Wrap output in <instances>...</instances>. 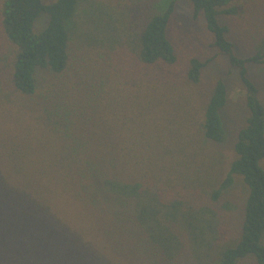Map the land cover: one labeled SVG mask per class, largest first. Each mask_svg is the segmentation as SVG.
Instances as JSON below:
<instances>
[{"label": "trees", "instance_id": "obj_1", "mask_svg": "<svg viewBox=\"0 0 264 264\" xmlns=\"http://www.w3.org/2000/svg\"><path fill=\"white\" fill-rule=\"evenodd\" d=\"M93 1L0 0V264H264V106L247 69L264 44L239 56L220 21L245 0H187L238 71L247 113L229 126L225 81L203 87L194 57L177 72L178 0H129L130 24ZM236 177L234 229L219 210H236Z\"/></svg>", "mask_w": 264, "mask_h": 264}, {"label": "rangeland", "instance_id": "obj_2", "mask_svg": "<svg viewBox=\"0 0 264 264\" xmlns=\"http://www.w3.org/2000/svg\"><path fill=\"white\" fill-rule=\"evenodd\" d=\"M146 1V3L153 4L160 0ZM45 2L47 3L49 0H45ZM91 3H95L96 7L99 5L104 10L115 11L123 18L125 24L134 22L133 19L136 20L142 14L140 5L129 0H94ZM243 6L245 12L242 16L235 19L222 17L220 21L223 24H228L232 29L229 37L235 44L236 53L241 57H247L254 54L258 46L264 44V0H245ZM191 13V6L188 1L178 0L168 28V38L174 46L177 57L175 65L177 72L181 73L182 69L188 67V61L193 57L205 63L201 75L202 86L211 87L218 78L225 81L229 92V104L228 109L223 112V122L228 126L232 122L240 125L243 123L247 110L243 102V91L238 71L229 64L227 57L222 55L217 48L211 47L213 37L207 32L202 15L194 21ZM82 14L83 7L80 9V16ZM130 18L131 20H129ZM46 23V17L42 16L37 21L35 29L37 31L41 30ZM72 53L74 56L80 53V47L75 41L72 44ZM88 54L92 55L93 53L90 50ZM100 59V62H103L104 57L100 56ZM114 62L117 61L114 60ZM247 69L249 78L258 88L260 103L264 106V65L249 64ZM195 98H197V94ZM231 147L232 142L229 139L221 147L227 156V160L232 157ZM235 181L236 184L228 195L236 210L233 212H227L221 208L219 210L226 224L234 229L238 227L235 223L241 216V204L245 198V186L242 184L241 179L236 177ZM243 264H251V262Z\"/></svg>", "mask_w": 264, "mask_h": 264}]
</instances>
